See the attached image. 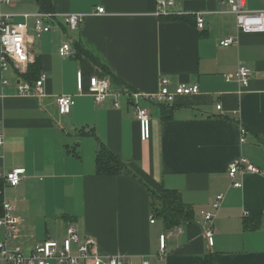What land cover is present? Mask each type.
I'll return each instance as SVG.
<instances>
[{"label": "crops", "instance_id": "crops-1", "mask_svg": "<svg viewBox=\"0 0 264 264\" xmlns=\"http://www.w3.org/2000/svg\"><path fill=\"white\" fill-rule=\"evenodd\" d=\"M51 3L58 15L84 19L77 31L68 32L59 22L39 38L28 19L30 60L21 79L34 82L44 73L43 97L15 95L16 70L5 76L8 87L1 86L0 72V173L24 170L21 184L4 190L3 199L13 204L19 219L17 237L8 246L28 255L46 240L61 242L67 224L73 223L81 237L95 240L100 255L124 264H264V32H238L234 15L217 0H177L167 18L155 15L156 0ZM97 8L104 13L99 15ZM245 9L264 10V0H245ZM38 11L34 0L0 5L2 14ZM197 13L203 15L202 31L195 26ZM228 37L233 45L219 47ZM66 41L76 52L69 60L58 55ZM239 65L251 72L247 87L225 80ZM78 72L85 85L81 94ZM93 76L108 80L104 103L95 104L86 92ZM163 77L171 88L196 85L199 91L177 97L172 105L141 102L150 115V138L143 142L132 94H155ZM61 96L74 103L65 115L58 114L56 105ZM99 144L127 170L97 176ZM240 158L261 174L237 177L242 185L236 189L227 167ZM164 189L180 194L193 221L167 239V257L159 262L158 237L167 230L152 216L149 190ZM218 194L224 199L209 248L200 213ZM247 222L257 227L245 229Z\"/></svg>", "mask_w": 264, "mask_h": 264}, {"label": "built area", "instance_id": "built-area-1", "mask_svg": "<svg viewBox=\"0 0 264 264\" xmlns=\"http://www.w3.org/2000/svg\"><path fill=\"white\" fill-rule=\"evenodd\" d=\"M15 0H0V5L11 6ZM177 0H156L157 17H170L171 9L175 6ZM227 11L234 15L236 29L238 32L259 33L264 32V10L247 11L245 9V0H217ZM96 12L100 15L104 13L103 8H97ZM195 26L199 31L204 29V19L201 13L195 14ZM21 17L22 22H15L14 18ZM32 19V31L36 38L52 30L54 24L60 22L68 32L77 31L83 24L82 15L69 14L58 15L55 12L38 11L35 14H2L0 13V72L1 86H11L9 80L5 77L13 70H16V81L12 84L15 95L23 97H43V85L46 79L44 73H41L34 82H26L21 79L22 68L30 60L31 43L28 38V19ZM235 40L228 37L219 42V47L227 48L232 46ZM76 52L70 41L63 42L58 49V55L62 59L74 58ZM251 72L243 65H239L234 75H227L225 80L228 82L235 79L242 87H247ZM82 74L76 75V89L79 94L85 90ZM199 91L198 86L176 85L171 88V81L163 77L159 83V89L155 94H132V105L134 108L135 120L139 127L140 140L145 142L150 138V115L148 110L141 104H163L172 105L177 97L195 95ZM86 92L91 96L95 104L104 103L109 97V83L105 77H90L87 80ZM73 100L69 96H61L56 100L59 115H65L73 106ZM118 103L114 107L118 108ZM217 110L221 107L218 105ZM244 137H241V142ZM4 135L0 132V147H3ZM245 174H261V171L244 158L232 161L227 167V176L231 181L233 188H240L241 182L237 177ZM24 179V170L16 169L5 173H0V181L3 187L0 190L1 209L0 229L4 233L5 241L0 243V262L5 264H124L117 257L102 256L97 252L96 242L92 237H81L77 226L68 223L66 227V236L61 242L46 240L33 247L27 255L18 246L10 247L7 241L15 239L18 234L19 219L15 216V207L4 198L6 187L16 188ZM224 195H216L210 202V209L202 211V234L206 244L211 248L214 244V219L215 213L220 209ZM244 213V217H247ZM150 223H154L151 216ZM181 232L179 227L167 230L158 237V261L162 262L167 257L166 241L174 234ZM142 264H148L143 262Z\"/></svg>", "mask_w": 264, "mask_h": 264}, {"label": "trees", "instance_id": "trees-1", "mask_svg": "<svg viewBox=\"0 0 264 264\" xmlns=\"http://www.w3.org/2000/svg\"><path fill=\"white\" fill-rule=\"evenodd\" d=\"M39 11L51 12V0H34ZM30 75V73H29ZM26 82L31 83L23 77ZM37 80V79H36ZM79 135L84 134L82 130L78 132ZM126 165L107 147L99 144L95 156V174L97 176H117L126 171ZM3 187V182L0 181V190ZM151 199V213L154 218L159 219L166 230H171L182 224L193 221V212L190 206L183 203L180 194L177 191L162 190L156 193L149 190ZM2 214L1 198H0V216ZM257 225L249 226L246 223L245 229H255Z\"/></svg>", "mask_w": 264, "mask_h": 264}]
</instances>
